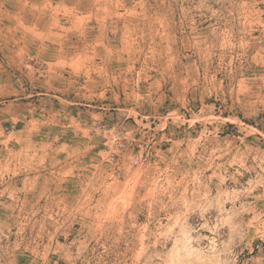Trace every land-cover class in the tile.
Returning <instances> with one entry per match:
<instances>
[{
    "label": "rangeland",
    "instance_id": "374dc122",
    "mask_svg": "<svg viewBox=\"0 0 264 264\" xmlns=\"http://www.w3.org/2000/svg\"><path fill=\"white\" fill-rule=\"evenodd\" d=\"M0 264H264V0H0Z\"/></svg>",
    "mask_w": 264,
    "mask_h": 264
},
{
    "label": "crops",
    "instance_id": "0c3cea01",
    "mask_svg": "<svg viewBox=\"0 0 264 264\" xmlns=\"http://www.w3.org/2000/svg\"><path fill=\"white\" fill-rule=\"evenodd\" d=\"M84 124H85V123L82 124V126H83L82 130L87 132L86 128L84 127ZM90 137H91V136H90ZM90 147H93V146H90ZM88 149H90V148H88Z\"/></svg>",
    "mask_w": 264,
    "mask_h": 264
},
{
    "label": "bare ground",
    "instance_id": "6f19581e",
    "mask_svg": "<svg viewBox=\"0 0 264 264\" xmlns=\"http://www.w3.org/2000/svg\"><path fill=\"white\" fill-rule=\"evenodd\" d=\"M4 98H7V97H4ZM6 100V99H5Z\"/></svg>",
    "mask_w": 264,
    "mask_h": 264
}]
</instances>
